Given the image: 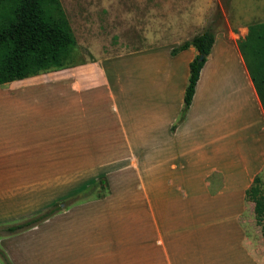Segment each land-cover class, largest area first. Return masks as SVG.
I'll return each mask as SVG.
<instances>
[{
	"label": "rangeland",
	"instance_id": "374dc122",
	"mask_svg": "<svg viewBox=\"0 0 264 264\" xmlns=\"http://www.w3.org/2000/svg\"><path fill=\"white\" fill-rule=\"evenodd\" d=\"M59 1L77 41L70 66L96 61L105 74L109 90L102 84H95L88 91L75 93L72 101L67 99L70 94L61 89L64 85L56 81V73L51 71L44 75L52 76L45 80L52 82L42 91L46 93L44 102L48 103L47 120L49 123V118L54 115L55 103L56 115H62L61 130L58 125L57 131L48 128L45 133H31L24 141L29 146L24 153L0 155V172L44 177L0 179V253L11 264H56L57 261L64 264L82 251H89L93 247L94 231L99 233L98 236L105 232L103 222L99 223L106 220L102 215L111 214L103 213V208L95 212L92 210L95 206H125L127 211L121 214L126 216L127 230L134 235V219L142 220L143 234L149 235V226L145 223L150 219V213L145 207L148 204H173L172 200L179 197L175 192L163 194L173 180L165 171L152 173L149 162L145 164V168L150 164L149 169L142 173V181L149 193L143 190L136 177L135 163L122 162L117 156L122 150L119 148L122 137L117 107L123 113L133 108L135 93L141 90L144 77L140 63L147 55H157L163 60L167 51L165 45L173 43L170 44L172 47L189 39L201 32L211 19L215 20V34L233 40L243 37L249 24L264 21V0ZM217 12H220L219 17ZM220 69L217 79L221 100L227 103L235 100L238 108L244 104L253 107L234 54L221 57ZM256 80L264 97V83L259 75ZM76 111L79 119L71 125L70 115ZM90 114L94 126L87 125ZM212 125L218 129L216 133H220V129L225 133L224 126L219 129L216 123ZM244 138L239 137L236 147L230 136H223L209 144L207 152L213 146L217 156L234 157L236 155L229 152L237 148L239 169L247 166L250 171L258 165L255 156L259 147L251 143L254 140L251 133ZM108 139L112 145L109 152L105 149V153H99L101 148L97 146L102 141L107 143ZM92 142H95V148ZM258 176L264 184V168ZM217 177L212 175L210 187H215ZM90 179L96 182L91 192L69 198L71 192ZM213 205L217 206V201L214 200ZM252 207V202L245 198L238 219L254 235L256 248L263 251V232L255 222ZM49 210L54 212L31 227L11 234L5 230L8 225L22 223ZM212 211V221L225 213ZM95 213L100 216L99 230H94L93 221H89ZM0 262L3 264L1 259Z\"/></svg>",
	"mask_w": 264,
	"mask_h": 264
},
{
	"label": "crops",
	"instance_id": "0c3cea01",
	"mask_svg": "<svg viewBox=\"0 0 264 264\" xmlns=\"http://www.w3.org/2000/svg\"><path fill=\"white\" fill-rule=\"evenodd\" d=\"M236 41L215 34L200 69L192 100L181 120L189 63L196 56V49L188 46L171 54L174 46L168 43L165 50L169 53L165 51L163 60L157 55H147L140 63L144 77L141 90L135 93L133 108L123 113L117 107L122 137L119 143L122 150L117 156L122 162L135 163L136 177L143 190L147 189L142 173L150 167L148 164L145 168L146 162L151 163L152 173L165 171L173 184L162 192H175L179 199H173V204H148L145 207L150 213V219L145 223L149 226V235L143 234L142 220L134 219V235L127 230L126 216L122 215L127 211L125 206L92 207L95 212L103 208V213H111L102 215L109 221H99L100 216L96 213L93 220H89L93 221L94 230L100 229L98 221L103 222L105 232L98 236L99 233L94 231L93 247L64 264H264V247L263 251L256 248L254 235L238 219L246 188L264 168V110ZM226 54H234L239 62L243 86L248 89L253 107L244 104L238 108L235 100L231 103L221 100L217 74L221 72L220 59ZM52 72L56 73V81L64 85L61 89L70 94L67 99L72 101L75 93L88 91L95 84H102L109 90L105 74L96 61ZM47 73L51 71L0 84V155L24 153L29 147L24 141L31 133H45L48 128L57 131L58 125L61 130L62 115L57 113V117L55 103L54 115L49 118V123L47 120L48 103L44 102L46 93L42 92L45 85L52 82L45 81L52 78L44 76ZM92 117L91 114L87 116L88 126H94ZM78 119V111L71 113V125ZM213 123L219 129L224 126L225 133H222L223 129L216 133L218 129ZM249 133L254 138L251 143L259 147L255 156L258 165L250 171L247 166L239 169L237 148L229 152L236 155L234 157L217 156L213 146L207 152L208 145L218 138L230 136L237 147L239 137L244 138ZM95 146L92 142V147ZM97 147L101 148L99 153H105L112 145L108 139L107 143L102 141ZM140 163L142 166L139 167ZM213 174L218 176L217 183L210 187ZM42 178L21 172H0V179ZM151 196L155 198L153 194ZM214 200L218 204L215 207ZM213 209L225 213L212 221Z\"/></svg>",
	"mask_w": 264,
	"mask_h": 264
},
{
	"label": "trees",
	"instance_id": "16d2710c",
	"mask_svg": "<svg viewBox=\"0 0 264 264\" xmlns=\"http://www.w3.org/2000/svg\"><path fill=\"white\" fill-rule=\"evenodd\" d=\"M216 15L219 17L220 12ZM214 37L215 20L211 19L201 32L170 50L171 54H175L193 46L197 51L189 63L179 120L184 118L190 105L200 69ZM236 43L264 110L262 89L256 80V75H259L264 83V21L249 24L246 34ZM76 47V38L59 0H0V84L70 67ZM95 186V180L90 179L71 192L69 198L87 194ZM245 196L252 202L255 222L261 226L264 242V184L258 175L246 188ZM53 212L49 210L22 223L8 225L5 230L10 234L18 232L48 218ZM0 259L3 264H11L3 253H0Z\"/></svg>",
	"mask_w": 264,
	"mask_h": 264
},
{
	"label": "water",
	"instance_id": "95a60500",
	"mask_svg": "<svg viewBox=\"0 0 264 264\" xmlns=\"http://www.w3.org/2000/svg\"><path fill=\"white\" fill-rule=\"evenodd\" d=\"M201 58H202V55L199 56V59H201Z\"/></svg>",
	"mask_w": 264,
	"mask_h": 264
}]
</instances>
